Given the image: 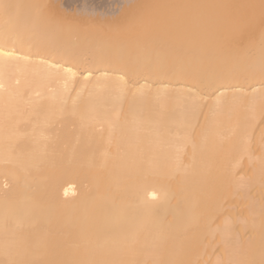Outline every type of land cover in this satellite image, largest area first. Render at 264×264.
Wrapping results in <instances>:
<instances>
[{
  "label": "bare ground",
  "instance_id": "obj_1",
  "mask_svg": "<svg viewBox=\"0 0 264 264\" xmlns=\"http://www.w3.org/2000/svg\"><path fill=\"white\" fill-rule=\"evenodd\" d=\"M0 264H264V0H0Z\"/></svg>",
  "mask_w": 264,
  "mask_h": 264
}]
</instances>
